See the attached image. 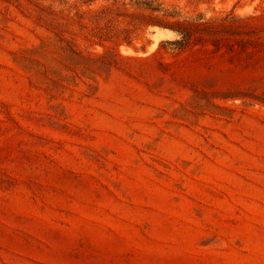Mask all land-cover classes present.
Returning <instances> with one entry per match:
<instances>
[{
	"label": "rangeland",
	"instance_id": "obj_1",
	"mask_svg": "<svg viewBox=\"0 0 264 264\" xmlns=\"http://www.w3.org/2000/svg\"><path fill=\"white\" fill-rule=\"evenodd\" d=\"M0 264H264V0H0Z\"/></svg>",
	"mask_w": 264,
	"mask_h": 264
},
{
	"label": "trees",
	"instance_id": "obj_2",
	"mask_svg": "<svg viewBox=\"0 0 264 264\" xmlns=\"http://www.w3.org/2000/svg\"><path fill=\"white\" fill-rule=\"evenodd\" d=\"M168 27H170V28H172V29H175V30H177V31H179V32H181V33H183L184 36H185V39H188V41H189V39L191 38L190 35H189V34L186 35V33H184V29H182V28H180V27H175V26H172V25H170V26H168Z\"/></svg>",
	"mask_w": 264,
	"mask_h": 264
}]
</instances>
